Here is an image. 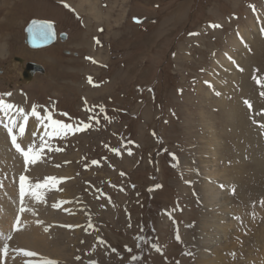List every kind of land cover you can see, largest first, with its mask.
Wrapping results in <instances>:
<instances>
[{
    "label": "rangeland",
    "instance_id": "rangeland-1",
    "mask_svg": "<svg viewBox=\"0 0 264 264\" xmlns=\"http://www.w3.org/2000/svg\"><path fill=\"white\" fill-rule=\"evenodd\" d=\"M36 19L54 23L53 44L26 43L25 29ZM248 28L249 38L241 33ZM261 29L264 0H0V97L26 112L36 105L42 115L91 125L46 136L48 122L37 121L44 133L25 141L38 148L44 137L43 170L11 163L0 169L8 174L0 182L17 179V188L21 174L32 184L61 178L41 190L44 204L33 208L42 223L34 220L36 227L47 223L44 233L69 253L59 264H198L195 227L210 213L199 198L205 176L195 168L210 150L212 128L220 141L216 163L231 179L220 178L228 211L238 223L229 259H264V166L254 170L264 155ZM229 49L226 69L219 63ZM25 60L44 73L26 80ZM97 115L98 123L90 119Z\"/></svg>",
    "mask_w": 264,
    "mask_h": 264
},
{
    "label": "bare ground",
    "instance_id": "bare-ground-1",
    "mask_svg": "<svg viewBox=\"0 0 264 264\" xmlns=\"http://www.w3.org/2000/svg\"><path fill=\"white\" fill-rule=\"evenodd\" d=\"M94 7L91 6V11L93 15H95V12L96 14L99 13V11L94 9ZM38 20H42V19H38ZM250 26L254 28L253 21L251 22ZM241 33L244 34V36L245 34H247L248 38L250 37L249 28L242 30ZM233 44L241 49L239 40L236 39L235 43L233 42ZM231 53L232 51L229 49L227 52L229 58H226L225 55L224 59H222L221 63H219L223 68L226 67V69H229V66L231 64L230 58L232 57ZM21 62L24 63V60H21ZM14 66L17 67V64L14 63ZM23 68L25 69V67ZM30 78H25V79L30 80ZM220 80L219 78H216L215 79L216 84H219ZM18 107L20 106L18 105ZM235 108H231L232 109L230 112L231 114L234 113V110H236ZM13 115H16V113H13ZM0 116H2V113H0ZM30 119L31 120L28 123L32 125L35 124L33 128L34 131L26 126V135L24 140L28 139L27 134L29 133L31 134L30 136H33V133L35 134L39 133L40 135L43 134L45 131L43 130L42 126L39 128L36 127L37 120L35 118H30ZM6 122L10 124V121H6ZM14 130L18 132V129H14ZM212 131L214 132L213 128L212 130L209 131L210 136L206 142L207 146L210 147V150H207L206 153L202 154L203 159H200L199 166L195 168V170H197V174L200 177L205 176V179L201 183H199V188H198L200 190L199 198L203 205V208L205 209V214L206 212L210 213L209 216L203 215L199 227L198 228L195 227V230H197L198 232L197 237H200L199 238L200 241L198 240V245L196 246L198 248L197 249L198 253L196 256H197L198 264H234V262H231L229 259L230 258L229 256H231L229 255V253H231L232 250L235 249V247H233L228 242V238L230 237L232 238V236L236 234L238 230L237 229L238 223L236 222L235 219H233L234 218L233 214L230 213V211H228L231 201L229 199V196L228 197L226 196L227 188L221 187L222 184L226 185L223 182V180H225L227 183V181H230L231 179L226 174V167H219L218 164L216 163L218 156V152L216 151V148L218 147L220 141L216 138V136L212 133ZM6 132H7L6 129L2 125H0V169L2 171L6 170L7 167L10 165V163L13 169L15 167L17 169H20L21 166H25L23 164V157L15 151V149L11 145L10 137L7 135ZM18 142H19V138H18ZM22 146L25 145L22 144ZM186 164L188 169L193 168V165L188 164V162H186ZM254 164H256L254 169L255 171H258L259 173L263 172L264 155L261 154L260 158L257 159L256 163ZM32 167H35V170L38 172H40V170H43L42 166L39 165L38 163L36 165H33ZM2 171H0L2 175L0 180L5 179L8 176V174L2 173ZM220 178L223 180L221 181ZM15 181L17 182V179H15ZM16 182L14 183L13 181H6L3 184L2 189L0 188V231L3 232L4 237L12 236L11 241H7L6 239H0V248H2L3 243L5 242L9 243V256L4 257L2 251H0V264H14L13 258L16 257V254L12 251L13 248H25L27 250L35 251L39 254L35 258L16 257V264H23L24 259H34L40 262L51 259L53 261L58 262L59 264L58 259L63 261L69 255V253L66 252L65 248H58L59 245L57 244L59 242L57 243L56 241L54 242L52 241L54 239V236L50 238V235H47L49 233L47 234L44 233L45 228H47L48 230V227H46L48 226L47 223L45 224V227L44 226L42 227V225L39 226V228L36 227L34 220L40 221V219L38 216L37 218H35L36 210L35 211L33 210V208H35L33 199L26 197L23 203L24 205L25 203L28 205L29 203H31L30 206L27 207L30 208L31 211H25L23 213L19 212L21 204L19 200V189L16 186L17 184ZM15 193L16 196L14 195ZM63 197L64 199L72 198L70 195H66ZM15 204H17V206ZM42 204H44V202ZM40 206L42 205L40 204ZM41 209L42 207H40V210ZM18 215L20 216V228L22 230L19 232H15L12 230V225L16 223V217ZM230 215H232V217H230ZM51 217H54V214ZM42 218H46V217H42ZM50 220L51 219L47 220V222L48 223L51 222ZM263 237H264V233H263ZM254 262L255 264H264V259L257 257L255 258ZM236 264L238 263L236 262Z\"/></svg>",
    "mask_w": 264,
    "mask_h": 264
},
{
    "label": "snow or ice",
    "instance_id": "snow-or-ice-1",
    "mask_svg": "<svg viewBox=\"0 0 264 264\" xmlns=\"http://www.w3.org/2000/svg\"><path fill=\"white\" fill-rule=\"evenodd\" d=\"M211 27H221V25H211ZM53 25L50 22L45 21H37L33 20L31 25L28 28V32L30 34V40L34 47L39 46L40 44L48 43L51 39L54 38V32H53ZM262 32H264V29H261ZM191 35H196L195 33ZM99 43V41H97ZM231 59V58H230ZM243 71V69H241ZM89 82H91V77H89ZM205 83H208L207 81ZM261 81L257 80V84H260ZM219 95V93H217ZM261 95H264V93H261ZM2 96L11 97L12 93H4ZM245 104H248V101H245ZM248 107L251 108V105L248 104ZM0 113H2V116H0V125H2L6 131L7 135L10 137V142L13 148L17 153H19L23 157V164L25 165V169H27V166L29 165H36L38 161L42 158L41 154L44 152V149L46 147V143L44 141V137H41V143L39 147L35 145L34 142H26L24 140L26 135V126L29 122V117H34L39 123L43 124L44 121H47L48 124L46 125V129H51V131H45L46 136H60L61 133L63 135H68L69 133H75L79 131H84L85 129L89 128L91 125L88 123H83L81 125H72L69 123H65L64 121L60 119H54L53 115L50 111L45 110V114L42 115V112L38 110L36 105L31 106L30 112H26L24 108L18 107L12 102H8L2 97H0ZM13 113H16V115H13ZM64 115H67L65 113ZM107 118V117H106ZM90 119L96 120V122H99L98 115L97 116H91ZM19 120V123H18ZM6 121H10V124ZM14 129H18V132H15ZM33 136H35V133H33ZM19 138V142H18ZM24 144L25 146H22ZM56 151H61V149L57 148ZM115 152H119V149H113ZM129 155H131V150H129ZM174 155V154H173ZM93 164H96L97 161H92ZM29 175L27 174H21L18 176V189H19V200L21 205H23L24 200L26 197H29L36 201L37 203H43L45 198L41 194L42 189H47L49 185H52L55 187L57 184L61 182V178H57L54 176H48L45 177L42 181H37L35 184H32L29 182ZM16 182L15 180L13 181ZM3 187V183L0 182V188ZM159 187V185H157ZM223 187V185H221ZM234 193V190H233ZM264 203V202H262ZM54 207H58V205H53ZM25 211H31L30 208L27 207H20L19 212L23 213ZM40 223V221H38ZM91 227V225H89ZM13 231L19 232L22 229L20 228V216L18 215L16 217V223L13 225ZM45 231H47V228H45ZM0 239H6L7 241L12 240V236L4 237V234L2 231H0ZM177 240L180 239L179 235L176 237ZM101 243H104L103 240L100 241ZM154 248H157L159 251V248L157 245H152ZM0 251H2V254L4 257L9 256V243L5 242L2 245V248H0ZM12 251L16 254V257L19 258H35L39 254L35 251L27 250L25 248H13ZM113 252H116V249H112ZM128 251L131 252L132 249L128 248ZM16 257H14V264H16ZM79 259V258H77ZM133 260H136V256H132ZM23 264H58V262L53 261L51 259H48L46 261L40 262L34 259H24ZM92 264H96L95 261H92Z\"/></svg>",
    "mask_w": 264,
    "mask_h": 264
},
{
    "label": "water",
    "instance_id": "water-1",
    "mask_svg": "<svg viewBox=\"0 0 264 264\" xmlns=\"http://www.w3.org/2000/svg\"><path fill=\"white\" fill-rule=\"evenodd\" d=\"M37 20V19H36ZM32 21L33 20H31L29 23H28V25H27V27H26V29H25V32H26V43L31 47V48H43V47H46V46H49V45H51V44H53L55 41H56V39H57V37H56V30H55V27H54V24L51 22V21H49V20H37V21H45V22H50V23H52V25H53V32H54V38L53 39H51L48 43H44V44H40L39 46H36V47H34L33 46V44H32V42H31V40H30V34H29V32H28V28H29V26L31 25V23H32ZM15 59H17V60H19V61H21V60H23L22 58H20V57H15ZM44 67L41 65V64H38V63H34V62H27L26 63V66H25V69H23V77L24 78H30L31 76H33V74L34 73H44Z\"/></svg>",
    "mask_w": 264,
    "mask_h": 264
},
{
    "label": "flooded vegetation",
    "instance_id": "flooded-vegetation-1",
    "mask_svg": "<svg viewBox=\"0 0 264 264\" xmlns=\"http://www.w3.org/2000/svg\"><path fill=\"white\" fill-rule=\"evenodd\" d=\"M54 24V23H53ZM54 27H55V25H54ZM55 30H56V27H55ZM56 37H57V31H56ZM26 62H28V61H26Z\"/></svg>",
    "mask_w": 264,
    "mask_h": 264
},
{
    "label": "crops",
    "instance_id": "crops-1",
    "mask_svg": "<svg viewBox=\"0 0 264 264\" xmlns=\"http://www.w3.org/2000/svg\"><path fill=\"white\" fill-rule=\"evenodd\" d=\"M42 20H45V19H42ZM49 21H51V20H49ZM52 22V21H51ZM88 28V27H87ZM84 29H85V26H84ZM96 84V83H95ZM11 181H12V179H11Z\"/></svg>",
    "mask_w": 264,
    "mask_h": 264
}]
</instances>
